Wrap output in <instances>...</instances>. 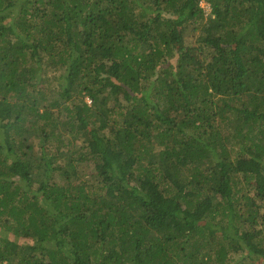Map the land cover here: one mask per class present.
<instances>
[{"label":"trees","instance_id":"1","mask_svg":"<svg viewBox=\"0 0 264 264\" xmlns=\"http://www.w3.org/2000/svg\"><path fill=\"white\" fill-rule=\"evenodd\" d=\"M0 264H264V0H0Z\"/></svg>","mask_w":264,"mask_h":264},{"label":"rangeland","instance_id":"2","mask_svg":"<svg viewBox=\"0 0 264 264\" xmlns=\"http://www.w3.org/2000/svg\"><path fill=\"white\" fill-rule=\"evenodd\" d=\"M202 7L205 9L206 14L210 13V6L206 2L202 3ZM58 82H53V81L49 82V84H47L48 85L47 88L48 89H54L55 85L58 84ZM236 259L239 260V259H241V257L240 256H236Z\"/></svg>","mask_w":264,"mask_h":264},{"label":"clouds","instance_id":"3","mask_svg":"<svg viewBox=\"0 0 264 264\" xmlns=\"http://www.w3.org/2000/svg\"><path fill=\"white\" fill-rule=\"evenodd\" d=\"M203 3V2H202ZM202 3H201V5H202Z\"/></svg>","mask_w":264,"mask_h":264}]
</instances>
